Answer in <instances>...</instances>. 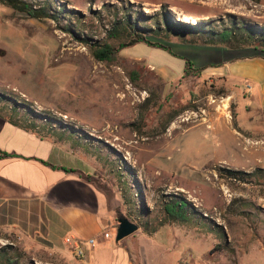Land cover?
I'll list each match as a JSON object with an SVG mask.
<instances>
[{
  "label": "rangeland",
  "instance_id": "1",
  "mask_svg": "<svg viewBox=\"0 0 264 264\" xmlns=\"http://www.w3.org/2000/svg\"><path fill=\"white\" fill-rule=\"evenodd\" d=\"M22 1L48 17L0 4V118L56 140L49 163L102 190L113 226H139L124 238L136 264H264V111L218 74L223 46L207 43L224 28H264V0ZM126 15L139 30L182 32L112 36ZM105 42L113 62L92 55ZM175 200L188 222L165 221ZM22 208L0 206V264H59Z\"/></svg>",
  "mask_w": 264,
  "mask_h": 264
},
{
  "label": "crops",
  "instance_id": "2",
  "mask_svg": "<svg viewBox=\"0 0 264 264\" xmlns=\"http://www.w3.org/2000/svg\"><path fill=\"white\" fill-rule=\"evenodd\" d=\"M218 74L229 84H244L245 91L254 92L253 97L248 96L251 105L264 111V57L239 55L220 47ZM55 141L0 118V151L17 155L0 158V206H11L12 214L25 207L32 218L33 234L45 240L47 251L59 264H136L135 254L124 239L111 241L109 230L116 225L105 218L108 201L104 192L75 168L49 163L52 150H63ZM104 232L109 233L108 238L102 236ZM68 234L97 241L83 259H75L63 245ZM256 252L264 256V251Z\"/></svg>",
  "mask_w": 264,
  "mask_h": 264
},
{
  "label": "trees",
  "instance_id": "3",
  "mask_svg": "<svg viewBox=\"0 0 264 264\" xmlns=\"http://www.w3.org/2000/svg\"><path fill=\"white\" fill-rule=\"evenodd\" d=\"M0 4L15 9L17 11L23 12L31 18H41L48 17V12L46 9L36 8L32 4L27 3L22 0H0ZM164 19V17H163ZM120 24V26H117ZM199 31H203V29H199ZM179 29L174 28L172 26L164 27L163 31L160 30L159 27L149 28L147 30H139L135 24L132 22L130 18L126 15L122 21L114 24V29L112 32V36H118L119 34H126L133 36V42H142L146 41L145 36L146 33H151L156 36H162L163 33L164 38H170L171 36H180ZM239 32V35H238ZM208 44L220 45L225 48L230 49H239L243 47H251L256 51L264 53V28L255 27L252 25L244 26L241 30H235L233 28H224L222 31L213 33V39L207 42ZM160 48L169 51V48L158 45ZM93 57L98 61H106L113 62L115 60V48L111 43H103L96 45L92 50ZM186 65H191L188 61H186ZM3 97L0 95V99ZM7 157H17L14 154H8L6 152L0 151V158ZM233 174V172H229ZM13 210V209H12ZM162 210L164 213L165 221L173 222V223H186L190 219H192V213L188 211L186 207V203L183 201H168L163 204ZM10 262V261H9Z\"/></svg>",
  "mask_w": 264,
  "mask_h": 264
},
{
  "label": "built area",
  "instance_id": "4",
  "mask_svg": "<svg viewBox=\"0 0 264 264\" xmlns=\"http://www.w3.org/2000/svg\"><path fill=\"white\" fill-rule=\"evenodd\" d=\"M102 236L104 238L109 237L108 232L102 233ZM96 238L91 237L88 239H81L79 237H76L74 235H66L63 238V245L67 252H69L73 258L75 259H83L86 251L88 249H91L96 244Z\"/></svg>",
  "mask_w": 264,
  "mask_h": 264
},
{
  "label": "water",
  "instance_id": "5",
  "mask_svg": "<svg viewBox=\"0 0 264 264\" xmlns=\"http://www.w3.org/2000/svg\"><path fill=\"white\" fill-rule=\"evenodd\" d=\"M116 236H115V242H120L124 238L128 237L129 235L135 233L139 226L128 220L124 216H120L117 218V227H116Z\"/></svg>",
  "mask_w": 264,
  "mask_h": 264
},
{
  "label": "bare ground",
  "instance_id": "6",
  "mask_svg": "<svg viewBox=\"0 0 264 264\" xmlns=\"http://www.w3.org/2000/svg\"><path fill=\"white\" fill-rule=\"evenodd\" d=\"M181 13V12H180Z\"/></svg>",
  "mask_w": 264,
  "mask_h": 264
},
{
  "label": "flooded vegetation",
  "instance_id": "7",
  "mask_svg": "<svg viewBox=\"0 0 264 264\" xmlns=\"http://www.w3.org/2000/svg\"><path fill=\"white\" fill-rule=\"evenodd\" d=\"M117 227V226H116Z\"/></svg>",
  "mask_w": 264,
  "mask_h": 264
}]
</instances>
